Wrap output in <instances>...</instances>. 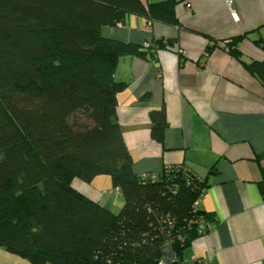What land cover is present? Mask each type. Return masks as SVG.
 <instances>
[{
  "label": "trees",
  "instance_id": "obj_1",
  "mask_svg": "<svg viewBox=\"0 0 264 264\" xmlns=\"http://www.w3.org/2000/svg\"><path fill=\"white\" fill-rule=\"evenodd\" d=\"M130 13L178 23L175 0H0V245L33 264H159L169 245L184 258L208 231L196 222H210L205 180L182 164L134 171L116 112L127 83L114 71L159 44L102 33ZM235 41L228 51L264 84V60H246ZM151 114L160 140L166 109ZM99 175L121 192L118 212L74 187Z\"/></svg>",
  "mask_w": 264,
  "mask_h": 264
},
{
  "label": "crops",
  "instance_id": "obj_2",
  "mask_svg": "<svg viewBox=\"0 0 264 264\" xmlns=\"http://www.w3.org/2000/svg\"><path fill=\"white\" fill-rule=\"evenodd\" d=\"M233 4L234 12L226 0H175L177 24L130 13L102 33L142 47L148 40L159 44L145 55L120 56L114 77L127 85L116 112L136 173L182 164L205 180L198 204L209 228L184 249V258L264 264V84L222 45L235 39L246 60H264V0ZM162 107L168 123L159 140L151 112ZM110 177L73 184L112 209L123 196ZM0 262L33 264L1 247Z\"/></svg>",
  "mask_w": 264,
  "mask_h": 264
},
{
  "label": "built area",
  "instance_id": "obj_3",
  "mask_svg": "<svg viewBox=\"0 0 264 264\" xmlns=\"http://www.w3.org/2000/svg\"><path fill=\"white\" fill-rule=\"evenodd\" d=\"M228 6L230 9L234 12V4L233 0H226ZM190 7L191 5L188 4ZM228 42L229 40L223 41L222 45L229 50L228 47ZM152 41H145V46L149 47ZM143 177H156L157 174L154 172H146L142 173ZM197 222V227L201 231V233H205L207 229L209 228V224L207 223V220L204 216H201L199 219L196 220ZM159 264H212L210 261L202 259L200 257H197L196 255H192L189 259H185L180 257L169 245L165 250H164V255L162 259L160 260Z\"/></svg>",
  "mask_w": 264,
  "mask_h": 264
},
{
  "label": "rangeland",
  "instance_id": "obj_4",
  "mask_svg": "<svg viewBox=\"0 0 264 264\" xmlns=\"http://www.w3.org/2000/svg\"><path fill=\"white\" fill-rule=\"evenodd\" d=\"M111 178V177H110ZM121 202H119V205H116V207H113L111 210H113V211H115V212H118L119 210H121V208H122V199L120 200ZM0 247H1V249H7L5 246H3V245H0ZM3 258V257H2ZM28 259V258H27ZM3 260V259H2ZM28 261V260H27Z\"/></svg>",
  "mask_w": 264,
  "mask_h": 264
}]
</instances>
